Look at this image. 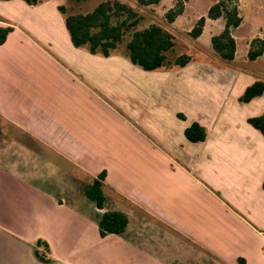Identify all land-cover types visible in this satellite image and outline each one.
I'll return each mask as SVG.
<instances>
[{"label": "crops", "instance_id": "0c3cea01", "mask_svg": "<svg viewBox=\"0 0 264 264\" xmlns=\"http://www.w3.org/2000/svg\"><path fill=\"white\" fill-rule=\"evenodd\" d=\"M67 1L0 0L14 26L0 44V264H264V134L248 122L264 93L240 101L264 80V55L247 56L263 31L242 60L245 18L231 63L145 70L76 47ZM193 122L205 140L187 138ZM101 172L104 208L85 193ZM108 210L128 216L123 234H100Z\"/></svg>", "mask_w": 264, "mask_h": 264}, {"label": "trees", "instance_id": "16d2710c", "mask_svg": "<svg viewBox=\"0 0 264 264\" xmlns=\"http://www.w3.org/2000/svg\"><path fill=\"white\" fill-rule=\"evenodd\" d=\"M24 1L30 5H38L46 0ZM161 1L103 0L87 12L70 13L65 4L60 5L59 10L64 15L72 43L76 47L104 56L124 54L145 70H171L184 67L196 58L186 52L171 56V53L175 52L176 42L175 35L170 29L159 22H151L149 25L139 27L145 19L143 8L159 4ZM184 9V2L176 0V4L165 13L167 22L173 23ZM207 17L225 19L223 30L211 37V45L214 53L225 60L232 61L237 50L233 30L239 27L244 19L240 7L232 4V0H218L209 8ZM205 22L204 15L197 19L188 32L191 38L197 39L203 33ZM13 29L12 24L0 25V44L7 40ZM123 45H125L124 51L121 50ZM261 55H264V37L258 36L252 39L247 56L254 60ZM263 93L264 80L257 79L247 86L240 96V101L248 102ZM248 122L264 134V112L258 116L249 117ZM207 133L206 127L199 122H193L185 130L187 138L194 142L205 140ZM105 183L106 173L101 172L91 184L85 187L86 195L94 200L99 208H104L106 202L103 190ZM98 225L102 236L110 233L121 235L128 226V216L121 211L108 210L101 215ZM33 249L34 255L40 261L44 263L54 261L47 241L38 239Z\"/></svg>", "mask_w": 264, "mask_h": 264}, {"label": "rangeland", "instance_id": "374dc122", "mask_svg": "<svg viewBox=\"0 0 264 264\" xmlns=\"http://www.w3.org/2000/svg\"><path fill=\"white\" fill-rule=\"evenodd\" d=\"M103 0L76 1L68 0L66 6L70 13L91 11L97 4ZM184 2V12L178 16L176 21L168 23L165 18L166 11L176 4V0H162L159 4L150 5L143 8L145 19L139 27L149 25L151 22H159L170 29L175 35V52L171 56L179 53H190L196 59L216 60L213 56L211 35L212 30H217L220 26L213 23L208 24L201 36L193 39L188 34L189 29L195 25L197 19L202 15L207 17L209 8L218 0H182ZM232 4L240 7L241 14L245 18L243 27L238 31L240 37V60L246 52V40L253 36L254 33L262 32L264 37V0H232ZM210 18V17H208ZM223 18V17H222ZM215 25V26H214ZM251 43L249 44L250 48ZM125 45L121 50L124 51ZM249 50V49H248ZM223 59H220V61ZM224 61V60H223ZM222 61V62H223ZM264 69V62L261 63Z\"/></svg>", "mask_w": 264, "mask_h": 264}, {"label": "water", "instance_id": "95a60500", "mask_svg": "<svg viewBox=\"0 0 264 264\" xmlns=\"http://www.w3.org/2000/svg\"><path fill=\"white\" fill-rule=\"evenodd\" d=\"M213 54V56L215 57V58H217V59H223V58H221L220 56H218L216 53H212ZM224 60V62H227V63H231L230 61H228V60H225V59H223ZM223 60H221V61H223Z\"/></svg>", "mask_w": 264, "mask_h": 264}]
</instances>
